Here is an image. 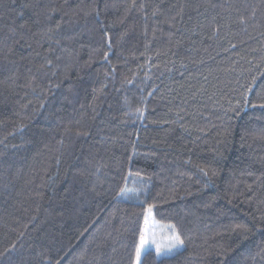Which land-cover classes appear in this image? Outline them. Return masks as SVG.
Here are the masks:
<instances>
[{"label":"trees","instance_id":"1","mask_svg":"<svg viewBox=\"0 0 264 264\" xmlns=\"http://www.w3.org/2000/svg\"><path fill=\"white\" fill-rule=\"evenodd\" d=\"M261 104L264 0H0V264H264Z\"/></svg>","mask_w":264,"mask_h":264},{"label":"snow or ice","instance_id":"2","mask_svg":"<svg viewBox=\"0 0 264 264\" xmlns=\"http://www.w3.org/2000/svg\"><path fill=\"white\" fill-rule=\"evenodd\" d=\"M27 7V5H24ZM79 7V6H78ZM99 13L97 12V15ZM60 25H57L59 27ZM21 28L26 27L25 24L20 25ZM15 31V29H13ZM50 63V62H49ZM254 106V105H253ZM261 108H264V104L260 105ZM78 135L80 133H77ZM87 135V133H84ZM63 141H61L62 143ZM202 172H204L203 169H201ZM204 175H207L206 172H204ZM128 191H136L135 189H121L122 194H126ZM155 225L156 221L153 219L152 216V207L149 206L147 209V212L144 216V224L143 228L141 229L140 235H139V244L136 248V264H141V256L143 253L149 251L152 249L153 246H155V251L157 255L162 254H168L172 252L174 249L183 246L184 241L181 239L180 235L178 233H175L173 229V235L166 237L159 242L156 239L155 236ZM169 227H172L169 225Z\"/></svg>","mask_w":264,"mask_h":264},{"label":"rangeland","instance_id":"3","mask_svg":"<svg viewBox=\"0 0 264 264\" xmlns=\"http://www.w3.org/2000/svg\"><path fill=\"white\" fill-rule=\"evenodd\" d=\"M152 216H153V219L156 221V225H155L154 230H155V236H156V239L158 242L160 240L166 238V237L173 235V229H174L173 227H169V225H164V224L159 223L155 219L153 211H152ZM67 231L73 238H75V239L77 238V235L75 234V232L72 229H68ZM174 231H175V233H177L175 229H174ZM183 248H184V244H183V246H180V247L174 249L172 252H170L168 254H162L159 256H168V255H171V254H173L179 250H182ZM151 250H155V246H153ZM143 254H142V256H143ZM142 256H141V258H142Z\"/></svg>","mask_w":264,"mask_h":264}]
</instances>
